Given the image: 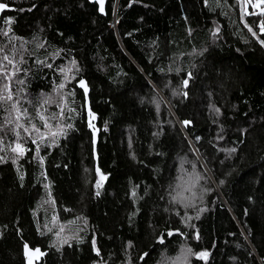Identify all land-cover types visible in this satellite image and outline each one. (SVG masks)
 I'll list each match as a JSON object with an SVG mask.
<instances>
[{
    "label": "trees",
    "instance_id": "16d2710c",
    "mask_svg": "<svg viewBox=\"0 0 264 264\" xmlns=\"http://www.w3.org/2000/svg\"><path fill=\"white\" fill-rule=\"evenodd\" d=\"M0 2L20 123L43 131L37 111L65 84L64 116L44 112L63 134L38 156L31 140L11 151L15 114L0 106V264H28L26 245L43 251L37 264H167L184 251L188 264H264L262 14L244 0Z\"/></svg>",
    "mask_w": 264,
    "mask_h": 264
},
{
    "label": "snow or ice",
    "instance_id": "6c2138e0",
    "mask_svg": "<svg viewBox=\"0 0 264 264\" xmlns=\"http://www.w3.org/2000/svg\"><path fill=\"white\" fill-rule=\"evenodd\" d=\"M261 3H264V0H260ZM100 4H101V11H103V0H100ZM8 8V5L5 3L0 2V12H3L5 9ZM247 26V25H246ZM249 31L251 32L252 29L249 27ZM261 31L264 32V25L261 26ZM4 35H7V33H3ZM253 35L255 36L256 33L253 32ZM262 44H264V41H261ZM7 62V63H5ZM19 64L20 61H17L15 59V57L9 58L8 55H2L0 56V106L4 105V104H10V108H11V112L15 114L14 116V120L10 119L7 121L8 124H14V128L13 131L15 133L16 136V142H15V146L11 147V151L15 154H17L18 156H23L25 154L26 151L30 150V149H25L24 145L25 143H27L28 140H31V143L36 145V153L37 156L39 155V150H40V145L45 141V140H52L54 142L55 138L58 135L63 134L64 128L62 126V124L60 122H58L55 127L50 123V120L52 119H57V116L54 114L53 116L49 117L46 116L44 114V112H46V108L45 105L49 104L52 102L51 98H45L41 105H40V109L37 111V116L40 119V121L43 124V128L47 129V132L41 131L40 127H37L36 124H32L31 128L29 129L28 127H26L24 124L20 123V120L22 117H26L27 116V112L26 110L22 109L19 107V100H17L15 98L16 94L13 93L11 86L9 83H4L5 80L7 81H12L16 75L17 72L20 71L19 68ZM73 65H75V61L72 62ZM9 66L12 67V71H8ZM49 67H51V65H48ZM59 71L65 75V79H69L67 73L71 71V68H61L59 69ZM191 77V74H189V78ZM19 83H22V81H17ZM184 85L187 86L188 84V80H184ZM79 86L80 87H85L84 81L81 80L79 82ZM65 88V84L64 83H60L58 85V89L62 90ZM87 91V89L85 88V92ZM186 95V93H185ZM58 107H60V113H59V117H63L64 113H65V104L63 102V98L61 95V102L58 104ZM69 111H74L72 109H69ZM88 115L91 119H94V115L91 113V110H89ZM185 125L189 124L190 122L185 121L184 122ZM89 126L91 127V122L89 121ZM67 127H71V125H68ZM22 130L23 133H25V136H21V131ZM33 133L36 134L35 137H33ZM0 143H2V141H0ZM3 149L0 148V151H2ZM232 151H235V149H233ZM3 157H0V160H2ZM16 160L13 159V163H15ZM43 161L41 160V163ZM97 171L99 172V169H97ZM21 179H23V177L21 176ZM101 179H105V177H101ZM97 186L99 187V183L97 184ZM99 193H97L98 195ZM201 211H203V209H201ZM55 219V218H54ZM65 229L63 226H61L60 228V232H63ZM59 235V233H58ZM169 235H171V233H169ZM67 242V240H65V243ZM161 243H163V240H161ZM27 248V246H25ZM37 252L39 251L38 249L36 250ZM199 257L203 258L207 256L206 252H202L198 254Z\"/></svg>",
    "mask_w": 264,
    "mask_h": 264
},
{
    "label": "rangeland",
    "instance_id": "374dc122",
    "mask_svg": "<svg viewBox=\"0 0 264 264\" xmlns=\"http://www.w3.org/2000/svg\"><path fill=\"white\" fill-rule=\"evenodd\" d=\"M244 2L246 4V8L248 7L247 9H249V7L251 6L254 10H256L258 13L262 14L264 17V3H261L260 0H244ZM248 12H250V10H248ZM71 77H72V75L70 74V78ZM56 92L62 95L63 89L57 90ZM16 94L22 96L21 93H16ZM59 94H54L51 97H49V98H51L52 102L48 104V108L55 107V106L58 107V104L61 102V96ZM63 102L65 104L64 98H63ZM58 108H60V107H58ZM54 114L57 116V114L55 112H50L46 116L51 117ZM50 123L54 127L57 124L55 119L50 120ZM41 125L43 126V124H41ZM43 131L47 132L48 130L43 128ZM52 142H53L52 140L49 141V143H52ZM192 189H193L194 195L196 197H200L202 195V193L204 192L205 187L202 184V180H201L200 176H196L193 179ZM189 262H190V256L186 251H184L176 259L172 260V262L170 260H168L167 264H170V263H172V264H188Z\"/></svg>",
    "mask_w": 264,
    "mask_h": 264
},
{
    "label": "water",
    "instance_id": "95a60500",
    "mask_svg": "<svg viewBox=\"0 0 264 264\" xmlns=\"http://www.w3.org/2000/svg\"><path fill=\"white\" fill-rule=\"evenodd\" d=\"M3 12H0V18L2 16ZM83 81H84V84H85V87H83L84 91H85V88L87 89L85 94H86L87 109H88V112H89V110H90V108L88 106L89 105V98H88L89 86H88L86 80L83 79ZM90 122H91V120H90ZM92 131H94L93 128H92ZM97 139H98L97 133H95V142H97ZM26 246H27V248L25 247L24 253H25V256L27 257V263L28 264H37V261L40 260L42 258V256H43V254H44L43 251L41 249H39V248L33 249L30 246H28V245H26ZM37 249L39 250L38 252L36 251Z\"/></svg>",
    "mask_w": 264,
    "mask_h": 264
},
{
    "label": "built area",
    "instance_id": "2783aa9c",
    "mask_svg": "<svg viewBox=\"0 0 264 264\" xmlns=\"http://www.w3.org/2000/svg\"><path fill=\"white\" fill-rule=\"evenodd\" d=\"M248 9L246 8V11H247ZM262 25H264V17L260 20V22H259V29H260V31H261V26ZM262 32V31H261Z\"/></svg>",
    "mask_w": 264,
    "mask_h": 264
}]
</instances>
